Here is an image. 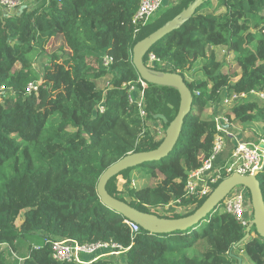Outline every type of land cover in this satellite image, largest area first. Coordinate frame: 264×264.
I'll list each match as a JSON object with an SVG mask.
<instances>
[{
    "label": "trees",
    "instance_id": "obj_1",
    "mask_svg": "<svg viewBox=\"0 0 264 264\" xmlns=\"http://www.w3.org/2000/svg\"><path fill=\"white\" fill-rule=\"evenodd\" d=\"M194 1L163 7L137 36L132 20L141 0H37L15 15L0 12V88L7 90L0 94V246H8L0 250V264H75L53 258L52 242L65 239L81 245L113 241L123 247L125 264H245L243 256L249 264H264V238L252 229L243 241L246 228L222 204L188 229L153 236L143 229L132 232L125 218L98 197L99 179L109 167L162 144L168 126L155 116L171 123L178 115L181 97L174 88L148 84L146 121L130 102V88H142L133 49ZM59 37L63 45L52 57L73 73L65 94L42 81L49 69L48 48ZM219 47L226 48L224 61L216 53ZM151 54L164 65H149ZM106 55L114 57L110 69L102 65ZM36 61L43 64L42 72ZM144 63L181 75L193 106L174 151L139 167L149 177L148 186L133 188L135 169H129L112 178L107 191L143 213L188 217L206 201L187 198L185 186L213 150L216 113L207 109L228 95L245 94L247 99L225 113L233 133L239 126L264 125V101L253 94L264 92V0H206L189 21L149 50ZM107 77L110 85L99 89L98 81ZM31 84L38 85L37 92H28ZM254 134L247 143L264 139ZM227 152L219 162L230 157ZM258 180L264 194V169ZM169 206L170 215L156 211ZM115 260L111 256L90 264Z\"/></svg>",
    "mask_w": 264,
    "mask_h": 264
},
{
    "label": "built area",
    "instance_id": "obj_2",
    "mask_svg": "<svg viewBox=\"0 0 264 264\" xmlns=\"http://www.w3.org/2000/svg\"><path fill=\"white\" fill-rule=\"evenodd\" d=\"M31 0H0V9L4 15H15ZM49 2L50 0H46ZM32 2V1H31ZM33 3V2H32ZM164 7V0H141L140 7L133 17L132 25L135 28V36H137L142 28L154 19L161 9ZM114 62L112 55H106L102 58V65L106 69H110ZM148 63L151 66H163L164 64L151 54L148 57ZM142 88L132 86L129 91V99L133 104H137L140 109L141 117L144 121L147 119L145 89L148 84L142 79L140 81ZM110 85L108 81L107 86ZM106 86V87H107ZM4 87L0 88V94L6 93ZM38 85L31 84L28 87V92H37ZM264 101V92L255 94ZM245 94H232L224 98V101L215 106L216 113V129L217 134L214 139L213 150L210 157L203 160L201 167L190 173L185 186V194L187 198L202 201L207 199L215 188L225 179L237 173L242 176H258L264 169V139H261L257 144L246 143L237 140L230 157L222 162L219 158L226 151L227 140L238 139L233 133L234 126L225 113L247 99ZM100 112H104V107H100ZM159 134H161L159 130ZM249 190L243 186H238L231 191L222 203L223 210L234 217V219L247 229L254 219V209L252 205L251 195ZM178 202H175L177 204ZM176 205H173V207ZM169 207L156 210L159 215H170ZM195 206L186 208L191 211ZM177 213H181L182 207H175ZM132 232H138L141 227L133 222L126 221ZM6 245L0 246V250L5 249ZM125 251L122 246L112 242H101L95 244L81 245L75 240L65 239L52 242L53 258L63 263L75 264H90L83 256H94V261L106 257H118ZM15 258H18L17 253L12 252ZM19 259V258H18ZM22 262V259H19Z\"/></svg>",
    "mask_w": 264,
    "mask_h": 264
},
{
    "label": "water",
    "instance_id": "obj_3",
    "mask_svg": "<svg viewBox=\"0 0 264 264\" xmlns=\"http://www.w3.org/2000/svg\"><path fill=\"white\" fill-rule=\"evenodd\" d=\"M205 1L206 0H195L172 21L135 45L133 49V63L141 79L147 84L176 89L181 97L180 108L178 115L171 123H169L164 115L155 116V119L162 120L164 124L168 126L162 144L158 149L152 152L128 155L109 167L99 179L97 186L98 197L101 203L108 209L121 214L126 221L138 224L141 229L155 236L171 234L176 231L188 229L220 207L233 189L238 186H243L250 192L254 209V219L247 227V234L243 241L250 237L252 229H255L257 234L264 238V194L258 176L233 174L215 188L194 214L180 219H166L154 214L140 212L129 204L113 198L107 191L109 181L122 172L129 169H136L147 162L161 161L174 151L183 130L184 120L192 109L193 96L181 75L152 69L146 66L144 58L160 39L174 30L179 29L189 21Z\"/></svg>",
    "mask_w": 264,
    "mask_h": 264
},
{
    "label": "rangeland",
    "instance_id": "obj_4",
    "mask_svg": "<svg viewBox=\"0 0 264 264\" xmlns=\"http://www.w3.org/2000/svg\"><path fill=\"white\" fill-rule=\"evenodd\" d=\"M31 1L34 2V3H31V6L38 4L37 0H31ZM19 12H20V10H19ZM54 41H56V40H54ZM62 45H63V42L56 41V43L54 45H52L48 48L49 57L46 60V64L49 66V69L46 72H44L42 81H44V80L47 81L54 93L65 94L66 91H68L69 84L71 83L72 74H73L72 68L70 66H64L61 60H57V58L52 57L54 54L58 53V51ZM215 50L217 51V54L219 55L220 60L224 61V57L226 58V48L219 47ZM58 55H61V54L59 53ZM194 58L197 59L196 53H194ZM202 63H203V60L199 61L197 63V65L195 66V69H198L202 65ZM35 68L37 71L42 72L43 71V69H42L43 64L40 63V61H36ZM234 68L237 69V67H234ZM108 81H109L108 77L99 80L98 81L99 89H105ZM213 112H214L213 110L207 109L208 114H210V113L212 114ZM1 125L5 126L6 122L1 123ZM160 126H161L160 127L161 128L160 129V132H161L160 136H163L164 127L162 125H160ZM243 127H244L242 129L243 133L253 131V133H258L259 136L264 137V125H262V124L251 123V124L244 125ZM131 177L133 179L132 187L135 189L143 188L145 186H148L150 183L149 177L144 172H142L139 169V167L131 172ZM118 183H119L118 184L119 189L123 190L124 180L122 177H119ZM162 191L163 190L160 189L161 193H162ZM166 198L169 201V203L173 204V201H174L173 198H171L170 196H167V195H166ZM253 232H254V229H253ZM93 257L94 256H83V258H85V259H88V258L92 259ZM243 257H245V260H246L245 264H248V262H247L248 258L246 256H243ZM124 259H125L124 256H119L115 261L117 262V264H122L125 261Z\"/></svg>",
    "mask_w": 264,
    "mask_h": 264
},
{
    "label": "crops",
    "instance_id": "obj_5",
    "mask_svg": "<svg viewBox=\"0 0 264 264\" xmlns=\"http://www.w3.org/2000/svg\"><path fill=\"white\" fill-rule=\"evenodd\" d=\"M178 2V0H164V8L165 7H169V6H172V5H175L176 3ZM31 1H29V3H27L26 5L28 6V7H31ZM34 3V2H33ZM25 5V6H26ZM0 12L1 13H3L4 14V12H2V10L0 9ZM58 42H63V39H62V37H59L58 38V40H57ZM216 53H217V51H216ZM209 110H213L214 112H215V108H210ZM244 127L243 126H239V127H236V130H238V133H237V137H238V139L236 138H234V139H228L227 140V147H226V150L228 151L227 153H226V155H229L230 154V152L232 153V151H233V149H234V146H235V143H236V141L237 140H240V141H243V142H250V140L249 141H246V139L247 138H253L254 137V135H256V134H254L253 133V131H249V132H244L243 133V129ZM242 130V131H241ZM258 134V133H257ZM253 143V142H252ZM254 144V143H253ZM120 256H123V255H120ZM119 257V256H118ZM118 257H115V259H117ZM88 263H90V262H92V261H94V259L92 258V259H90V258H88V259H85ZM125 260V259H124ZM122 264H125V261H124V263H122ZM249 264V263H248Z\"/></svg>",
    "mask_w": 264,
    "mask_h": 264
}]
</instances>
